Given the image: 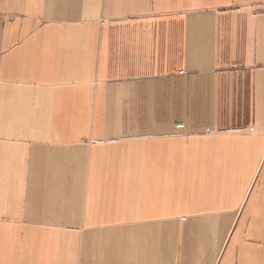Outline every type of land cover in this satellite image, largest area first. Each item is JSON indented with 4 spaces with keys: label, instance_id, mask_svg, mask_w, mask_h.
I'll return each instance as SVG.
<instances>
[{
    "label": "crops",
    "instance_id": "obj_1",
    "mask_svg": "<svg viewBox=\"0 0 264 264\" xmlns=\"http://www.w3.org/2000/svg\"><path fill=\"white\" fill-rule=\"evenodd\" d=\"M0 264H264V0H0Z\"/></svg>",
    "mask_w": 264,
    "mask_h": 264
},
{
    "label": "rangeland",
    "instance_id": "obj_2",
    "mask_svg": "<svg viewBox=\"0 0 264 264\" xmlns=\"http://www.w3.org/2000/svg\"><path fill=\"white\" fill-rule=\"evenodd\" d=\"M211 130L208 131V133H210Z\"/></svg>",
    "mask_w": 264,
    "mask_h": 264
}]
</instances>
